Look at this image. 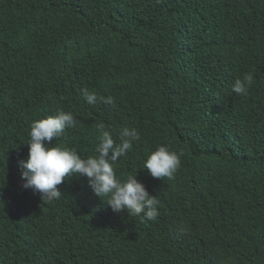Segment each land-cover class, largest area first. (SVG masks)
I'll return each mask as SVG.
<instances>
[{
    "label": "trees",
    "instance_id": "16d2710c",
    "mask_svg": "<svg viewBox=\"0 0 264 264\" xmlns=\"http://www.w3.org/2000/svg\"><path fill=\"white\" fill-rule=\"evenodd\" d=\"M57 109L78 123L49 146L82 158L98 123L117 143L138 130L114 167L156 221L114 213L84 177L51 202L22 187L30 125ZM158 146L180 156L172 179L143 169ZM0 264H264V0H0Z\"/></svg>",
    "mask_w": 264,
    "mask_h": 264
},
{
    "label": "clouds",
    "instance_id": "9594fccd",
    "mask_svg": "<svg viewBox=\"0 0 264 264\" xmlns=\"http://www.w3.org/2000/svg\"><path fill=\"white\" fill-rule=\"evenodd\" d=\"M253 84V75L246 73L242 79L238 78L233 82L231 89L238 95H247ZM81 94L88 105H95L98 101L114 103V97H98L88 89H81ZM77 123L71 112L62 109L31 123L27 158L17 162L22 187L38 193L41 200L51 202L60 199L62 192L58 186L66 178L84 177L94 195L114 213L125 212L144 220L156 221L159 216V201L156 197L149 194L145 186L136 179V174L127 175L123 179L117 178L114 167L118 159L126 156L133 147V142L140 139L138 130L122 128L117 143L105 124L98 123L96 154L87 158H82L74 148L49 146L54 138L64 136L66 129L74 128ZM180 165L179 154L167 146H158L147 155L143 169L153 178L172 179Z\"/></svg>",
    "mask_w": 264,
    "mask_h": 264
}]
</instances>
